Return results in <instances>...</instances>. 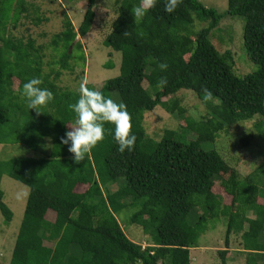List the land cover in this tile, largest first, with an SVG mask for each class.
Returning a JSON list of instances; mask_svg holds the SVG:
<instances>
[{"label": "trees", "instance_id": "16d2710c", "mask_svg": "<svg viewBox=\"0 0 264 264\" xmlns=\"http://www.w3.org/2000/svg\"><path fill=\"white\" fill-rule=\"evenodd\" d=\"M115 2L116 17L103 44L120 52L119 74L98 89L85 86L115 102L116 97L120 99L136 140L131 152L117 151L112 125L105 123L104 138L84 159L75 161L61 138L69 131L68 124L75 123L67 105L76 102L79 88L70 97L68 88L56 81L61 70L74 69L69 64L71 46L80 51L78 59L84 62L75 38L89 31L96 0H86L76 28L63 14L62 29L51 38L55 47L62 48L60 69L48 72L42 68L41 46L32 39L23 42L4 34L6 24L15 23L27 9L25 0H0V142L15 141L11 135L25 131L18 119L28 116L31 120V113L36 114L25 101H16V93L21 94L28 79L42 81L40 87L52 92L48 103L56 109L54 130L39 129L34 134V143L50 137L49 151L38 158L0 160V176L5 173L28 187L9 264H190V248L198 246L199 236L220 217L226 220L225 247L230 235L237 234L246 253L243 264H264V203L259 202L264 196V159L242 175L213 147L221 133L255 116L259 119L252 126L264 146V0H227L224 11L200 0H182L172 13L163 10L165 0H157L139 21L130 14L138 0ZM226 16L244 20L243 47L256 69L242 76L234 72L232 52L219 51L210 39L211 31ZM195 19L206 24L192 30ZM160 62L167 69L161 71ZM13 77L19 81L16 91ZM161 77L167 83L158 87ZM204 88L213 93L211 102L202 101ZM181 89L195 93L205 115L183 116L185 123L179 130L164 129L159 139L148 136L142 124L144 112L160 105L182 116L184 109L172 97ZM60 100L66 104L60 105ZM34 121L43 125L41 115ZM186 133L195 138L188 139ZM250 137L249 132L241 136L242 146L250 144ZM33 142L28 145L36 150ZM215 183L230 197L229 203L213 190ZM112 184L117 188L110 192L106 187ZM78 185L86 188L77 191ZM2 194L0 189V211L10 219ZM124 206L135 208L129 222L149 236V245L142 247L123 232L116 213ZM48 210L55 213L52 221L45 217ZM218 252L221 264H227L226 249Z\"/></svg>", "mask_w": 264, "mask_h": 264}, {"label": "rangeland", "instance_id": "374dc122", "mask_svg": "<svg viewBox=\"0 0 264 264\" xmlns=\"http://www.w3.org/2000/svg\"><path fill=\"white\" fill-rule=\"evenodd\" d=\"M204 5L214 7L218 11H224L227 7V0H200ZM27 9L21 11L15 23H7L4 31L5 36L11 39L26 42L32 39L35 46H41L42 68L44 72L60 69L59 57L62 48H57L51 43L52 36L62 29L63 14H67L73 26L76 28L86 10V0H25ZM118 3L115 0H96L93 7L94 16L89 31L84 36H76V41L81 44L84 53V62L79 61L80 51L70 47L72 57L69 64H74L73 71L61 70L57 85L61 88H68L70 97L73 92L83 82L98 89L107 79L116 77L119 74L121 54L117 50L105 46L103 40L110 32L111 24L116 17ZM244 20L241 17H224L210 33L211 42L219 51L229 49L233 54L234 72L238 76L251 72L256 66L250 62L245 52L242 42V31ZM206 24L205 21L194 20L192 30H198ZM74 50V51H73ZM50 64V65H48ZM19 81L12 78V88L18 89ZM146 87V82L143 83ZM17 94L16 101L24 102L21 94ZM111 94V93H110ZM179 105L184 109L182 116L177 111L168 112L162 106L156 105L153 109L145 111L142 124L145 133L159 139L164 129L179 130L184 125L183 116L198 119L205 115L206 110L191 90L181 89L175 93ZM166 98H163L165 100ZM117 103H121L116 97ZM47 103L40 108L42 124L36 125L34 120L38 115L31 113V120L28 116H21L19 124L25 131L17 130L11 136L16 139L0 142V160L7 161L15 157H40L50 150V137L38 141L37 151L28 145L36 138L39 129H46L47 133L54 130L55 123H52V116L55 117L56 109ZM66 104L60 100V105ZM27 106V105H26ZM259 119L255 116L253 120L237 122L232 125L227 132L221 133L214 141L213 147L218 151L227 165L236 168L242 175L249 174L264 159V146L256 137L252 124ZM74 126L68 124V129ZM251 133L250 144L242 146L240 139L243 134ZM188 139H194L193 133H186ZM34 143V142H33ZM34 143V144H35ZM40 143V144H39ZM124 183V179L120 178ZM85 185H78L77 191H83ZM117 185H108L106 189L110 192L116 190ZM0 189L2 191L1 201L4 202L11 211V218L6 219L0 211V264H9L15 238L23 216L28 187L3 173L0 176ZM213 190L222 194L225 203H229L230 197L223 192L219 183H215ZM103 191H105L103 189ZM259 202L264 203V196L259 197ZM135 208L124 206L118 213L116 219L123 229L125 235L133 242L139 243L142 247L150 244V238L144 234L141 227L131 224L129 218ZM54 213L48 210L46 218L52 221ZM250 216H252L250 214ZM217 221V220H216ZM226 220L223 217L217 222L209 223L208 229L199 236L198 246L189 250L191 264H221L220 249H226L227 264H243L246 253L242 251L240 237L237 234L230 235V241L224 244ZM48 246L52 243L44 241Z\"/></svg>", "mask_w": 264, "mask_h": 264}, {"label": "clouds", "instance_id": "9594fccd", "mask_svg": "<svg viewBox=\"0 0 264 264\" xmlns=\"http://www.w3.org/2000/svg\"><path fill=\"white\" fill-rule=\"evenodd\" d=\"M182 0H165L163 10L172 13ZM157 0H138V3L130 9V14L137 21L152 9ZM127 35L125 31L123 33ZM157 67L164 71L167 64L160 62ZM42 81L38 77L28 79L22 85L21 96L28 109L41 112L40 108L53 99V94L47 88L40 87ZM167 83L164 77L157 81L158 87H163ZM202 101L207 103L213 100V93L207 88L202 89ZM68 109L74 113L75 123L71 130L66 131L61 138V143L68 145V151L75 161L85 158L90 149L104 138V124L112 125L113 139L117 144V151L123 153L125 150L131 152L136 140V136L130 131L132 125L130 115L125 105L113 101L98 90L90 89L85 83L79 85V96L75 103L67 105Z\"/></svg>", "mask_w": 264, "mask_h": 264}, {"label": "crops", "instance_id": "0c3cea01", "mask_svg": "<svg viewBox=\"0 0 264 264\" xmlns=\"http://www.w3.org/2000/svg\"><path fill=\"white\" fill-rule=\"evenodd\" d=\"M70 125H73V124H70ZM36 151H37V149H36ZM48 212V211H47ZM47 212H46V214H47ZM53 212V211H52ZM54 213V212H53ZM45 217H46V215H45ZM47 219V218H46ZM55 219V213H54V215H53V219L52 220H54ZM47 220H49V221H51L50 219H47ZM191 249V248H190ZM244 260V259H243ZM190 264H191V261H190Z\"/></svg>", "mask_w": 264, "mask_h": 264}]
</instances>
